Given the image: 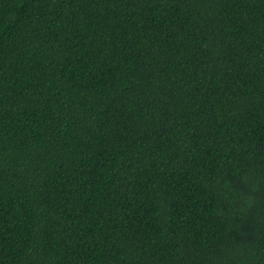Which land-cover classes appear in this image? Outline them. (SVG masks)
Returning <instances> with one entry per match:
<instances>
[{
    "label": "trees",
    "instance_id": "1",
    "mask_svg": "<svg viewBox=\"0 0 264 264\" xmlns=\"http://www.w3.org/2000/svg\"><path fill=\"white\" fill-rule=\"evenodd\" d=\"M0 264H264V0H0Z\"/></svg>",
    "mask_w": 264,
    "mask_h": 264
}]
</instances>
